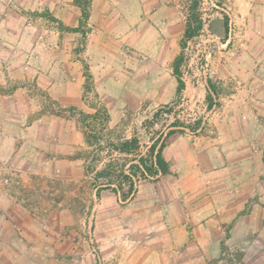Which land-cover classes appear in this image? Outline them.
<instances>
[{"label": "rangeland", "instance_id": "1", "mask_svg": "<svg viewBox=\"0 0 264 264\" xmlns=\"http://www.w3.org/2000/svg\"><path fill=\"white\" fill-rule=\"evenodd\" d=\"M51 1H3L14 15L0 27V78L6 80L0 85V264H264V19H240L242 6L234 0H202L204 30L182 48L190 0H123L110 18L98 20L90 8L84 25L76 0ZM182 51L185 85L179 93L173 64ZM86 63L110 110L114 136L137 132L146 152L151 141L143 122L158 110L154 131L179 132L166 147L173 181L183 163L185 174L194 168L186 151L184 162L172 160L185 134L214 135L219 125L232 122L256 126L250 136L239 134L247 142L222 159L239 187L258 191L235 219L219 221L220 229L206 233L204 243L184 246L160 243L163 229L154 225L138 231L112 223L98 230L96 210L113 192L97 195L80 157L87 149L72 143L70 107L46 87L51 79L75 76L86 83ZM209 80L217 87L212 108ZM89 100H96L94 93ZM198 122L197 131L188 128ZM166 177L139 181L152 185V206L169 199L161 197L172 189ZM186 233L198 236L192 227ZM16 237L21 243L11 240Z\"/></svg>", "mask_w": 264, "mask_h": 264}, {"label": "crops", "instance_id": "2", "mask_svg": "<svg viewBox=\"0 0 264 264\" xmlns=\"http://www.w3.org/2000/svg\"><path fill=\"white\" fill-rule=\"evenodd\" d=\"M3 1L5 0H0L1 28L4 25L7 26L8 17L14 15L10 8L7 9V5ZM51 2L56 5L63 3L61 0H52ZM70 2L73 3L74 0H70ZM237 2L242 6L238 9V12L241 13L240 19H264V0H234V4ZM121 4H123V0H91L92 16L97 17L98 20L117 16L121 9ZM15 19L18 20V18ZM57 33L60 35V32ZM4 78H0V85L6 84ZM51 80L52 82H49L46 87L49 91L56 89V94H54L56 97H54L61 102L62 106L76 107L85 112L92 110L86 100V83L84 79L75 76L63 82H58L56 79ZM37 85L40 86L39 83ZM10 96L7 94L1 97L7 99ZM99 99L102 100L100 96ZM69 118L74 123L72 126L74 130L72 131V143H77L80 148L85 146L83 149H87L85 136L77 118L71 116V114ZM243 118L247 122L245 116ZM111 122L110 128H113L114 126L111 125ZM232 123L231 125H219L214 130V135H194L186 138L187 134H185L183 142L176 144L177 155L172 159L176 165H179V159L180 162H184V151L188 152L195 162L192 172L188 170L189 168H186L187 174H185L183 163L180 175L179 177H175V181H173V176V178L170 177L171 175L166 177L171 182L172 189L169 190L170 194L166 190L165 195L167 196L161 195V197L169 198L170 200L168 199L167 203L162 202L164 203L162 206L159 204L152 206V203L148 201L151 198L150 190L152 189V185L148 182H138L137 194L128 202H122L119 196L112 191L114 196L107 197L105 203L96 210V213L94 212L96 218L100 217L99 221H97V223H100L98 230L100 228V230L107 231L112 223H116L121 227H129V224H131V227L138 231V228L142 225H154L157 228L163 229L161 236L157 237L160 243L169 242L173 246H184V242L192 243L193 241H197L204 243L206 233H210L213 229H220L218 226L219 221H231L235 219L236 213L242 210L245 203L254 197V192L258 191L246 189L244 187L246 184L244 185V183L239 187L236 184L237 177L231 172L230 167H221L222 164H225L222 162V159L225 156L229 157V153H232V157V148L239 143L243 145L247 142L244 138H238L239 134L249 135L255 131L256 126L250 123L248 125L237 126ZM80 133L83 139L81 142L75 141V136L79 138ZM178 134L179 132L172 137V140ZM184 139L188 141L186 142L190 147H185ZM198 157H200L199 160L196 159ZM199 162L202 163L199 164ZM241 187L243 188L241 189ZM186 227H192L194 232L198 233V236L190 238V233L184 234ZM204 230L206 231L205 233ZM98 238L101 239L100 237ZM11 240L21 243V238L19 237L12 238Z\"/></svg>", "mask_w": 264, "mask_h": 264}, {"label": "trees", "instance_id": "3", "mask_svg": "<svg viewBox=\"0 0 264 264\" xmlns=\"http://www.w3.org/2000/svg\"><path fill=\"white\" fill-rule=\"evenodd\" d=\"M189 13L181 39V47L192 39L201 35L205 27L204 15L202 13V0H190ZM76 3L82 10V25L87 23L90 16L91 0H76ZM225 30H229L227 18L224 21ZM74 30L78 28H73ZM184 62L183 51L178 54L174 60V74L178 80V92L184 89V80L182 76V64ZM87 82H86V100L92 111H81L76 107H71L66 111L71 116L77 118L82 129L87 150L81 152L80 157L85 159L86 175L91 179V185L96 189L97 195L101 191L110 189L117 194L122 202L132 200L138 191V182L142 179H152L158 182L163 176L172 173V166L166 155L168 139L176 133V129H170L165 136L154 127L159 120L162 111L158 110L153 118L144 120V129L150 135V145L147 151L142 150V143L139 135L134 133L131 137L122 135L114 136L116 129L110 128L111 113L107 105L99 99L98 92L94 87L93 75L90 66L86 63ZM217 87L212 80L208 82L207 101L208 107L214 106V95H217ZM90 93H94L95 101L89 100ZM173 123V127L181 125ZM188 126L192 131L198 130V125ZM185 127V126H184ZM107 153L109 158H102ZM117 155V156H115ZM222 252L225 249V241H222Z\"/></svg>", "mask_w": 264, "mask_h": 264}]
</instances>
